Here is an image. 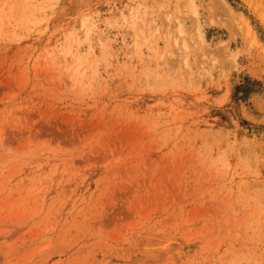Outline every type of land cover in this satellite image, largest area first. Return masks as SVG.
<instances>
[{
  "label": "rangeland",
  "instance_id": "374dc122",
  "mask_svg": "<svg viewBox=\"0 0 264 264\" xmlns=\"http://www.w3.org/2000/svg\"><path fill=\"white\" fill-rule=\"evenodd\" d=\"M0 264H264V0H0Z\"/></svg>",
  "mask_w": 264,
  "mask_h": 264
},
{
  "label": "bare ground",
  "instance_id": "6f19581e",
  "mask_svg": "<svg viewBox=\"0 0 264 264\" xmlns=\"http://www.w3.org/2000/svg\"><path fill=\"white\" fill-rule=\"evenodd\" d=\"M180 28V27H179ZM181 31V30H180Z\"/></svg>",
  "mask_w": 264,
  "mask_h": 264
}]
</instances>
